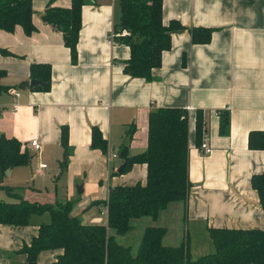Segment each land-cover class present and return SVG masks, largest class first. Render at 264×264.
Returning <instances> with one entry per match:
<instances>
[{"label":"crops","instance_id":"1","mask_svg":"<svg viewBox=\"0 0 264 264\" xmlns=\"http://www.w3.org/2000/svg\"><path fill=\"white\" fill-rule=\"evenodd\" d=\"M50 1L32 0L33 33L27 35L19 26L10 33L0 30V70L5 71L0 84L8 88L0 93V137L20 142L31 157L28 165L10 168L0 182L8 176L21 180L28 173L30 185L18 189L24 199L69 201L71 215L81 222L105 223L102 203L110 188L146 182L145 164L117 173L123 166L117 154L129 128L135 127L129 143L134 156L147 148L152 110L182 109L188 113L187 198L169 203L154 219H133L132 229L120 236L137 224L140 242L145 227H165L163 245L186 242L191 258H197L214 250L210 228L264 230V210L251 185L253 176L264 171V148L248 147L251 133H264V0H162L163 25L175 22L179 28L171 32V46L150 80L123 72L130 50L118 39L127 32H114L118 0H87L82 6L75 63L62 34L42 20ZM70 6L71 0L51 1L52 8ZM32 65L49 66L48 91L24 85L42 86L35 79L40 71L33 75ZM11 89L19 96L10 95ZM196 111L204 123L200 143ZM221 115L228 117L223 135ZM62 127L67 129L66 147ZM92 128L105 140V152L91 147ZM32 140L41 151L29 148ZM204 140L211 148L208 155L200 150ZM11 198L0 190V199ZM49 220L44 212L25 225L0 224V264H24L26 254L20 249ZM61 252H39L37 264H51Z\"/></svg>","mask_w":264,"mask_h":264},{"label":"trees","instance_id":"2","mask_svg":"<svg viewBox=\"0 0 264 264\" xmlns=\"http://www.w3.org/2000/svg\"><path fill=\"white\" fill-rule=\"evenodd\" d=\"M52 1V0H51ZM51 1L42 14V20L62 34L69 49L71 62L77 60V41L81 26V8L87 0H71L69 9L52 8ZM120 19L114 26L118 38L130 50L123 72L133 78L151 79L152 70L160 67L161 55L171 46V32L179 28L175 22L162 23V0H118ZM32 0H0V30L13 32L19 26L25 34L35 31L32 23ZM194 32V31H193ZM208 37L211 30H207ZM42 83L39 88H50L48 65H32L31 72ZM5 71L0 70V81ZM40 83V84H41ZM22 85V86H24ZM8 88L1 86L0 93ZM204 123L200 111H196V142L203 137ZM228 117L221 115L220 133L226 134ZM61 144L67 146V129L62 127ZM135 127L131 126L117 156L122 160V174L135 164L147 168L144 185L110 188L102 204L106 208V222L88 224L71 215L69 201L37 203L21 197L18 189L5 188L12 197L0 199V224L25 225L34 214L49 212L50 220L39 224L37 235L30 244L20 249L26 254L24 264H37V256L43 250L59 249L51 264H264V230L210 228L209 235L214 250L197 258H191L186 242L178 246H165L162 238L165 227H145L135 251L117 241V236L132 229L136 218H156L169 203L185 201L191 187L188 178V113L182 109L158 108L148 116L147 148L144 152L129 155V143ZM91 147L106 151V142L97 128L91 130ZM248 147L264 148V133L249 135ZM27 148L14 139L0 137V179L7 169L26 166L30 162ZM251 185L258 192L259 204L264 210V171L253 176ZM109 230L112 232L110 233Z\"/></svg>","mask_w":264,"mask_h":264},{"label":"rangeland","instance_id":"3","mask_svg":"<svg viewBox=\"0 0 264 264\" xmlns=\"http://www.w3.org/2000/svg\"><path fill=\"white\" fill-rule=\"evenodd\" d=\"M30 175L28 173H26L25 175L22 176L21 180H17V181H11L10 176L6 177L3 179L2 182H0V185L5 187V188H13V189H19V191H21L20 189H24L27 186L25 184H29L31 183V181L29 180ZM2 180V179H0ZM12 182V184H11ZM47 215V214H45ZM139 227L137 224H134V230L127 234L126 236H118V242L119 243H124L125 245L127 244L128 246H130L132 248L133 251L136 250L138 244H139ZM187 241V240H186Z\"/></svg>","mask_w":264,"mask_h":264},{"label":"built area","instance_id":"4","mask_svg":"<svg viewBox=\"0 0 264 264\" xmlns=\"http://www.w3.org/2000/svg\"><path fill=\"white\" fill-rule=\"evenodd\" d=\"M114 37H115V33H111V35L109 36V44H112L113 40H114ZM8 93L10 95H13L15 97H18L19 96V92L17 90H8ZM29 148L33 151H41V144L37 141V140H32L30 143H29ZM200 150L202 152L203 155H208L211 153V148L209 147V145L207 144L206 140H204L201 145H200ZM110 158H116V155H112Z\"/></svg>","mask_w":264,"mask_h":264},{"label":"water","instance_id":"5","mask_svg":"<svg viewBox=\"0 0 264 264\" xmlns=\"http://www.w3.org/2000/svg\"><path fill=\"white\" fill-rule=\"evenodd\" d=\"M31 84H37V82L32 81ZM122 169H123V166H121V167L117 170V173L120 174V173L122 172ZM5 173H6V174H9V169H7ZM81 190H82L81 188L78 189L79 192H80Z\"/></svg>","mask_w":264,"mask_h":264}]
</instances>
